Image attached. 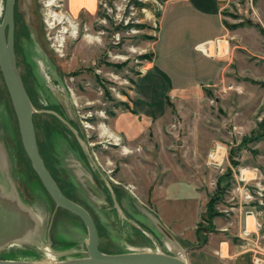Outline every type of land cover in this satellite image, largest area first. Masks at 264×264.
<instances>
[{"label":"rangeland","instance_id":"rangeland-1","mask_svg":"<svg viewBox=\"0 0 264 264\" xmlns=\"http://www.w3.org/2000/svg\"><path fill=\"white\" fill-rule=\"evenodd\" d=\"M5 1L0 0L1 15ZM49 1L16 0L17 63L34 99L38 122H55L45 105L56 103L51 87L62 92L67 115L82 137L74 129L82 148L95 167L129 191L133 203L129 200L125 204L126 218L118 220L111 209L101 207L102 198L88 185L87 177L96 185L92 175L72 160L71 148H77L72 145L74 137L52 129V147L63 160L60 166L77 185L74 196L90 208L100 224L101 250L113 254L141 251L148 246L169 250L172 238L137 208L155 214L157 200L152 197V187L169 178H184L193 181L198 190L204 210L198 228L209 230L204 238L217 244L241 239L243 249L254 258V251H261L263 244L256 241V214L247 212L257 209L261 218L264 213V197L257 193H264V0L228 1L222 12L225 34L220 41L209 43L211 54L207 53L214 56L213 60L197 53L189 40L179 41L173 26L159 37V27L153 24L163 12V0H158L159 5L155 0H129L125 13L116 5L110 15L98 0V13L82 12L80 18L71 14L67 0H56L50 7ZM121 1L110 2L119 5ZM50 8L67 17L66 23L51 26ZM60 35L65 39L62 43L57 41ZM216 46L219 52H215ZM155 53L159 60L152 73ZM197 75L210 81L191 90H167L170 85L181 87ZM7 92L0 68V182L11 190V178L22 200L43 215V233L39 242L30 246L0 249V258L30 256L59 261L87 255L88 230L77 216L58 209L46 192L24 149ZM151 105L165 108L166 115L148 123L144 137L141 132L139 138L128 136L119 122L130 116L136 120V115L141 111L145 114ZM60 121L66 126L64 120ZM38 136L42 141L46 137L42 131ZM74 157L81 156L75 152ZM249 167L258 168L260 174L250 185L254 198L247 202L244 184L238 182L237 175ZM215 196L219 197L216 204L211 200ZM208 206L217 212V223L213 219L212 225L205 220ZM173 214L179 218L184 212L176 208ZM243 214L248 218L247 228L253 231L252 240L244 235L246 225L239 226L240 236L231 231L225 234L221 229L233 216L241 221ZM181 245L185 252L190 249L188 240L185 243L181 239ZM184 251L181 253L187 256Z\"/></svg>","mask_w":264,"mask_h":264},{"label":"crops","instance_id":"crops-1","mask_svg":"<svg viewBox=\"0 0 264 264\" xmlns=\"http://www.w3.org/2000/svg\"><path fill=\"white\" fill-rule=\"evenodd\" d=\"M67 1L68 6L71 3V9L69 7L71 14L77 18H80L82 12L96 15L99 11L98 0ZM228 1L229 0H165L162 10L163 12L159 18V37H162L164 29L166 30L169 27L172 28L173 26L176 31V37L179 41L184 42L189 40V43L193 44L192 48L197 53H201L202 51L198 49V46L204 43H212L220 39L221 36L225 34V24L222 12L224 8L228 7ZM187 36L189 37L187 40H185L184 38ZM158 40L156 46L159 44ZM201 54L207 59L213 60L212 57L214 56L210 55L209 57L208 54L203 52ZM156 57L157 56L155 53V58L152 62V73L156 71L158 66L157 61L159 59L157 60ZM205 77L206 76H203V79L201 75H197V77H189L186 82L181 85V87L170 85L167 90L194 89L196 86H202L204 82L210 81V79ZM161 80H163L162 77L160 81ZM153 85L154 84H149L150 87ZM163 105L164 104H162V106ZM157 110H159V112ZM143 113L142 111L141 113H138L136 115V120L132 119L130 116L125 117L124 121L119 122L121 129L125 131L128 136L136 137L137 135V138H139L141 133H143L142 137H144L146 131L144 128H148L152 120H162L166 115L165 108H157V105L156 107L151 105L149 111H145V114ZM129 114H131V111ZM154 116L158 117H156V119L150 120L146 118H153ZM148 123L150 124L148 125ZM216 165L220 164L217 163ZM151 192L152 197H155L157 200L156 210H154L156 215L153 213L152 215L156 217L164 226L171 230V234H173L178 240L181 247V239H183L185 243L188 240L190 249L185 252L184 250L187 249H185V247L184 249L182 248V251H184L183 253L187 254V256L181 253L180 254L184 256V259L189 264H253V256L246 249H243L245 243L241 242V239H238L239 243L232 242L230 239H227V242L221 241L219 244L212 242L213 240L206 241L207 243H205V245L203 244V240L206 239L204 237L208 233H198L197 231L200 220L202 221L201 218L204 210H202L200 201L201 199H198V190L193 186V181L184 178H174L172 180L169 178L164 183L154 185ZM129 200H131L130 203H133L130 195ZM164 204L165 209L163 208ZM135 206L137 205L135 204ZM176 208L180 210V213L184 212V215L179 216V218L175 217L173 212L176 211ZM259 218L262 219L264 223V213L262 218L259 214ZM240 219L241 221L238 219V217L233 216L231 221L229 220L225 222L224 227L221 228L222 231L225 232V234L227 231H231V233L240 236L242 229H240L239 226L246 225V215L243 214ZM239 221L242 224H240ZM214 223H217L215 217ZM218 229H220V227H218ZM146 234L147 237H149V234ZM225 243L228 244L227 248L224 247ZM170 244L171 247L169 250L165 251L162 249V251L167 253H179L181 251L175 243L171 242ZM142 247L145 246L142 245ZM145 250H152V247L148 246V248L144 249L143 251Z\"/></svg>","mask_w":264,"mask_h":264},{"label":"water","instance_id":"water-1","mask_svg":"<svg viewBox=\"0 0 264 264\" xmlns=\"http://www.w3.org/2000/svg\"><path fill=\"white\" fill-rule=\"evenodd\" d=\"M15 4L16 0H6L4 14H0V68L18 120L22 143L35 172L57 207L79 216L87 227L89 236L86 242L87 255L59 261L0 258V264H189L181 255L183 249L173 234L150 212L138 205L137 210L148 215L154 224L158 225L172 238L173 243L181 251L179 253H167L157 248L156 250L145 251L135 249L134 251L113 254L101 250L99 230L92 215L85 207L63 193L41 156L34 125V113L37 111L27 92L17 63ZM51 90L57 100L64 106L62 99L66 98L65 95L52 87ZM63 120L70 124L66 119ZM84 170L89 173L86 168ZM87 179L90 188L102 198L101 205H105L107 199L103 191L94 183L89 182V177ZM8 180L11 190L0 182V249L2 250L10 247H27L33 243H38L43 233L41 218L43 215L40 212L38 213L30 204L25 203L15 191V188L13 189V180L11 178ZM109 188L117 206L114 191L110 185ZM117 208L119 207L117 206ZM155 245H157L156 242Z\"/></svg>","mask_w":264,"mask_h":264},{"label":"flooded vegetation","instance_id":"flooded-vegetation-1","mask_svg":"<svg viewBox=\"0 0 264 264\" xmlns=\"http://www.w3.org/2000/svg\"><path fill=\"white\" fill-rule=\"evenodd\" d=\"M55 100H56V103L55 104L54 103H52V104L47 103V105H45V109L46 110H50L49 111L50 112V116H52L53 120L54 121L57 120V123H59L62 126V129L61 128L59 129V126L57 125V130H55V131H58V132H60V133H62L64 135H66V134L68 135L69 134V135L72 136V138L74 137V140H77L81 144L80 140L75 137L76 134L74 132V129H76L78 131L79 136L81 137L80 132H79V130L77 128V125H76L75 121L68 118L64 106L60 103V101L57 100V98ZM62 118L63 119H66L70 124L65 123L66 126L63 125V124H61L60 123L61 122L60 120L63 121ZM37 123L40 125V123L38 122V120H37ZM36 134H37V131H36ZM53 139L54 138L51 135L50 136V139L48 141V143L50 144V146H53L52 145L53 144ZM74 140H73V143H72L73 146L75 144ZM37 141H38V135H37ZM43 141H45V139ZM38 146H39V144H38ZM74 147L71 148V151H73V153H71L72 154V157H71L72 160H75V161L77 160L80 164L83 165L84 168H86L88 170V172L92 175L94 181L96 182V185L103 191V193L106 196L107 203L105 205H103V206L101 205V207L102 208L104 207V209L105 208H108L109 210L111 209L117 215L118 220H120L122 218L125 219L126 218V215H127L126 214L127 213V210H126L127 207H126L125 204L129 200V194H128L129 191H127L126 187H124V186H123L124 188L122 189L121 186H120L121 184L112 182L111 178L109 176H107L105 173H103L100 168L95 167L94 163L92 162V159L87 154V152H86L85 149H83V155H82V153L79 151V149L78 148H74ZM39 150H40V148H39ZM75 152H77V153L80 154L81 157L78 158L79 160L77 158L75 159V157H74ZM51 153L53 154V157L51 159L52 161L50 160L51 162H50V165L49 166L46 165L47 168L49 169L51 175L53 176V178L55 179V181L57 182V184L59 185V187L61 188V190L63 191V193L67 197H69L73 201L79 203L80 205H82L83 207H85L90 212V214L92 215L93 219L96 222V225H97L98 230H99V235H100V233H101L100 224L96 220V218H95L94 214L92 213V211L90 210V208H88L85 205H83L74 196V191H75L77 185L70 178L71 175H69L68 173H66V169L63 168L62 166H60V162L62 161V158H60V156L57 155V153L53 149V147H52ZM41 156H42V154H41ZM43 160H44V158H43ZM72 176H74L76 178L75 175H72ZM77 181L79 183V180L78 179H77ZM109 185L112 187V189L114 191L115 198L117 200V206L119 208H117V206L115 205L114 198H113L112 192H111V190L109 188ZM46 192L48 193L47 190H46ZM49 196H50V194H49ZM58 209H61L62 210L63 208L58 207ZM64 210H66V209H64ZM68 213L74 214V213H72L70 211H68ZM75 216H77V215H75ZM77 217L82 221V219L79 216H77ZM136 223H137V225L141 226V223H139L138 221H136ZM83 224H84V222H83Z\"/></svg>","mask_w":264,"mask_h":264},{"label":"built area","instance_id":"built-area-1","mask_svg":"<svg viewBox=\"0 0 264 264\" xmlns=\"http://www.w3.org/2000/svg\"><path fill=\"white\" fill-rule=\"evenodd\" d=\"M101 1V5L102 7L106 10V13L108 15L112 14L113 11H114V7L116 6V8H118L117 10L120 11H123L125 13V9L127 7V5L129 4V0H123V2L121 1L120 4H115V2H113V5L111 4V0H100ZM125 2V3H124ZM155 2L157 3V5H159V1L158 0H155ZM164 3H165V0L162 1V4H161V7H162V10H163V7H164ZM121 5V6H120ZM131 8H134L133 6H131ZM159 23V16L156 18ZM131 20V16L125 20V23L128 24ZM154 20V19H153ZM154 23V22H153ZM158 23H154L153 25L154 26H157L160 28V24L158 25ZM217 41H220V39H218ZM210 45L207 44V48L209 49ZM218 47V48H217ZM216 51H220V48L219 46H216ZM210 56V55H209ZM260 174V171L258 168H253V167H249V168H243L242 170H240V173L238 176V182H243L244 184V187L243 189L246 190L245 191V199L247 200V202L251 200H253L254 196L252 194V191L250 189V185H253L254 182H256L258 180V175ZM260 196L264 197V193H262V191H258L257 192ZM261 203L264 204V200L263 198H261ZM250 212H247V213H255L256 214V218H257V223H256V228H257V239L256 241L259 242V244H263V247L261 249V251H254L255 254H254V260L253 262L255 264H264V233H262V229H264V224L263 222L261 221V219L259 218V213L260 211L259 210H249ZM252 232L251 230H249L247 228V225H246V229L244 231V235L247 237V239L251 238L252 236ZM252 240V238H251ZM253 242V241H252Z\"/></svg>","mask_w":264,"mask_h":264},{"label":"trees","instance_id":"trees-1","mask_svg":"<svg viewBox=\"0 0 264 264\" xmlns=\"http://www.w3.org/2000/svg\"><path fill=\"white\" fill-rule=\"evenodd\" d=\"M23 82H24V80H23ZM24 84H25V82H24ZM25 87H26L27 92H28V94H29V96L31 98V101L34 104V99L32 98V94L30 93V90L28 89V87H27L26 84H25ZM8 94H6V95H8ZM9 99H11V98H9ZM37 117H38V115L36 113H34V124H35V128H36V131H37V135L39 134L40 131H42V132H44V134L46 136L44 143L41 141L42 139L39 138V136H38V144H39V148H40V152L42 154V157L44 158V161H45L46 165L49 166L50 165V162L52 161L51 159L53 157V154L51 153L52 146H50V144L48 143V141L50 139V136L53 134V132H52L53 130L52 129L57 130V126L56 125H60V124L57 123V120H55V122H53L52 124L51 123H49V124H46L45 123V126L43 124H40L39 125L37 123ZM42 125H43V128H42ZM46 126H48V127L46 128ZM59 129H60V127H59ZM74 142H75V145L77 146V148L79 149V151L83 155V148H82L81 144L77 140H74ZM218 198H219L218 196H215L211 200L214 201V203L216 204V202L218 201ZM62 210H64V209H62ZM64 211L68 212L67 210H64ZM216 214H217V212L214 209L212 210V208L208 206V210L205 213V215H206L205 218L206 219L205 218H203V219H205L210 225H212L213 224V219L216 216ZM201 228H203V227H200L199 226V228L197 229L198 233H202V232H206L207 233L209 231V230H207L208 229L207 227H206V229L205 228L204 229H201ZM206 241H207V239L203 240V244H205Z\"/></svg>","mask_w":264,"mask_h":264},{"label":"bare ground","instance_id":"bare-ground-1","mask_svg":"<svg viewBox=\"0 0 264 264\" xmlns=\"http://www.w3.org/2000/svg\"><path fill=\"white\" fill-rule=\"evenodd\" d=\"M54 3H56V0H51V1H49V3H48V6L50 7V5L51 6H53L54 5ZM49 10V18H50V20H51V18H52V21H49L51 24V26L52 25H56V24H59V23H62V22H64V23H66V19H67V17H65V16H62V15H60L59 13L57 14L56 13V11L55 12H52V9L50 8V9H48ZM52 12V13H51ZM65 33V31L63 30L62 31V34H64ZM90 38V37H89ZM60 40V43H62V42H64V37H62V35H60V38L59 37H57V41H59ZM206 44H209V43H204V44H202V45H200V46H198V49L200 50V51H202V48H204L205 49V51H202V52H204V53H206V54H208V53H210V49H208L207 48V45ZM218 48V47H217ZM208 52V53H207ZM215 52H216V49H215ZM211 54V53H210ZM4 110V109H3ZM1 115H3L2 113H1ZM110 135H112V134H110ZM113 137V136H112ZM61 148V147H60ZM58 149V148H57ZM62 149V148H61ZM60 149V150H61ZM62 155V154H61ZM63 161V160H62ZM215 164V163H214ZM216 165V164H215ZM39 188V187H38ZM36 190H38V189H35V191ZM38 192H39V190H38ZM39 200H41V199H39ZM48 203V202H47ZM39 204V203H38ZM50 207V206H49ZM48 209V208H47ZM248 219V218H247ZM60 233V232H59ZM60 235H62L61 233H60ZM74 235V234H73ZM29 258H31L30 256H23V258L22 259H24V260H35L33 257H32V259H29Z\"/></svg>","mask_w":264,"mask_h":264}]
</instances>
